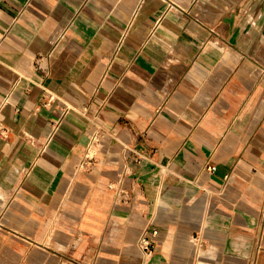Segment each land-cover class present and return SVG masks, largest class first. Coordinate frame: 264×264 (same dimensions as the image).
I'll return each instance as SVG.
<instances>
[{
    "label": "crops",
    "instance_id": "1",
    "mask_svg": "<svg viewBox=\"0 0 264 264\" xmlns=\"http://www.w3.org/2000/svg\"><path fill=\"white\" fill-rule=\"evenodd\" d=\"M1 126L0 264H264V0H0Z\"/></svg>",
    "mask_w": 264,
    "mask_h": 264
},
{
    "label": "built area",
    "instance_id": "2",
    "mask_svg": "<svg viewBox=\"0 0 264 264\" xmlns=\"http://www.w3.org/2000/svg\"><path fill=\"white\" fill-rule=\"evenodd\" d=\"M169 5V3H168ZM68 107H66V109L62 112L61 117H59L58 120H55L54 122V131L58 129L60 123H61V119L62 117L65 116V114L67 113ZM0 134L5 136L7 134V128L6 127H0ZM98 140V135H94L93 136V141H97ZM43 147V146H42ZM90 158L92 159V157H90V155L88 154L83 161L81 162L80 166L81 168H83V166H86L87 164H89L88 161H90ZM206 168L209 170H215L216 166L214 165H206ZM159 233L158 228L156 227H151V226H147L142 234L140 235L139 239H138V244L143 252V255L145 256V258H149L151 257L154 252L156 251L157 248V244H156V237Z\"/></svg>",
    "mask_w": 264,
    "mask_h": 264
}]
</instances>
